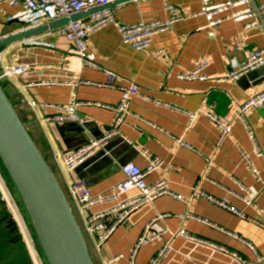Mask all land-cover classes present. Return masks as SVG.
I'll return each mask as SVG.
<instances>
[{
	"label": "crops",
	"instance_id": "1",
	"mask_svg": "<svg viewBox=\"0 0 264 264\" xmlns=\"http://www.w3.org/2000/svg\"><path fill=\"white\" fill-rule=\"evenodd\" d=\"M111 1L109 9L123 26L163 23L172 16L179 21L155 35L146 53L123 44L116 25H109L88 39V59L82 65L75 56L64 57L71 43L57 31L25 41L28 48L17 43L0 51L2 66L31 68L12 81L24 97L17 111L26 122L38 121L42 134L37 144L50 159L64 157L110 132L115 115L96 104L115 107L122 98L119 88L133 85L140 90V96L132 99L121 135L64 178L84 184L94 198L107 197L125 178L122 166L147 169L143 155L147 151L163 162L146 178L147 185L165 179L172 195L133 211L103 246L98 264L120 256L113 264H149L166 245L172 249L161 264L257 262V256L264 254V108L247 116L262 157L245 124L233 122L231 133L220 142L213 121L198 114L192 122L189 114L204 113L211 106L218 119L232 121L243 103L264 91V76L257 82L246 79L241 86L238 79L219 82L239 71L253 52L264 50L262 23L248 30L250 20L235 21L246 10L244 5L215 17L212 21H221L219 28L211 27L203 14L207 2L216 7L243 0H169L174 14L166 11L163 0ZM253 1L264 5V0ZM21 11L20 5L0 3V39L21 30L15 22ZM200 61L209 64L203 73L206 81L179 78ZM108 74L115 77L116 88L105 86L110 82ZM70 83L78 85L72 89ZM73 96L79 103L93 104L77 109L79 118L88 122L46 121L55 111L44 105L66 107ZM0 171L5 173L1 164ZM137 194L131 191L120 201ZM118 203L98 205L92 213L113 209ZM148 226L160 238L136 249ZM182 230L204 243L178 236Z\"/></svg>",
	"mask_w": 264,
	"mask_h": 264
},
{
	"label": "built area",
	"instance_id": "2",
	"mask_svg": "<svg viewBox=\"0 0 264 264\" xmlns=\"http://www.w3.org/2000/svg\"><path fill=\"white\" fill-rule=\"evenodd\" d=\"M3 1H7L12 6L20 5L22 7V11L15 17V20H17L20 24L21 30L38 28L41 26L48 27L54 21L61 19L70 20L74 15L102 9L101 11L90 15L84 20L70 21L67 26L57 30V33L60 37L67 39L71 43V50L69 52L79 60L81 65L82 62H87L88 59V39L93 34L99 32L109 25H116L121 34V40L123 44L132 47L138 52L146 53L150 47V44L152 43V38L155 35L169 30L176 22L179 21L178 18L172 16L168 21L163 23H154L153 25L138 23L132 26H123L118 22L116 23L113 12L106 8L112 3L111 0H0V3ZM163 1L166 11L174 14L176 9L170 5L169 0ZM239 5L246 6V10L244 13L236 16L235 21L250 20V24L246 27L248 30L251 28H258L261 23L264 27V5H256L253 0H243L239 3L216 7L210 6L207 2L204 6L205 9L203 14L206 15L210 21L211 27L219 28L221 21L212 20L220 14L227 12L231 8L237 7ZM208 66L209 64L207 62H197L194 66V70L191 73L181 75L179 78L183 79L184 81H206L207 78L204 77L203 73L208 68ZM2 67L4 73L7 75L9 81L12 84V81L15 78L27 74L31 69L28 65ZM262 67H264V50L255 51L245 60L239 71L230 73L223 80L219 79V82L225 80H237L241 78V76ZM108 76L110 77V82L105 86L116 88L114 84L115 77H112L110 74H108ZM80 84L88 85L90 83L82 82ZM75 85L78 84H69L72 89ZM119 90L121 92L122 98L121 102L117 106L105 107L96 104L97 106L103 107L114 113V123L110 132L103 134L99 138L90 139L83 147L72 151L64 157H54L56 166L60 170L63 178L64 176L73 173L93 156L105 150L111 139L121 135V127L125 123L126 119L131 115L130 108L132 99L140 96V90L138 87L133 85L119 88ZM92 105V103H79L73 96V102L69 106L63 107L44 105L43 107L46 110L49 109L55 111V115L46 121H53L57 123H86L88 122L87 120H82L79 118L77 109L81 106ZM262 108H264V91L257 93L256 95L249 98V100H247L245 103H243L239 107L238 112L233 116L232 121L218 119L217 116H215L212 112L213 107L211 106H209V110L204 113L198 111L197 113L189 114V116L192 122L198 114H202L213 121L219 127L221 134L219 139L220 142H222L231 133L233 122L237 121L245 124L248 131H250L251 139L256 144L257 155L262 157L263 152L256 142L254 128L249 124L247 119L248 113H250L252 110L258 111ZM143 155L147 160V169L142 170L133 164H126L122 166L121 169L125 178L112 189L111 193L107 197L94 198L91 195L90 190L84 184H73L66 182V179L64 178L67 195L70 201L73 202V206L77 212V215L82 221L84 229L91 238L93 246L98 252L99 256L103 246L108 242V240H110L109 238L112 236V234L119 227L128 222V217L133 211L143 205L151 204L160 197L172 195V193L169 191L168 181L165 179L159 180L155 184L147 185L146 178L155 173L158 169L162 168L163 162L158 158L153 157L147 151H144ZM4 186L6 189H8L5 185V182ZM131 191H137L138 194L128 201L121 202L120 197L130 193ZM108 202L119 203L113 209L95 214L92 213V209L94 207L106 204ZM16 205L18 206L17 203ZM89 212L91 214H89ZM162 218L163 217H161V219ZM21 219L24 223L23 218ZM178 236L192 241L203 242L191 237L183 230L178 234ZM159 238V235L152 232L151 226H148L141 236L136 249H138L140 246L156 241ZM29 246H32L35 250L34 252H31V254L33 253V255L35 254L34 257L36 256L39 258L40 255L36 251V249H39L34 245V241L32 239L29 241ZM248 247L255 252L254 247L250 245H248ZM171 249V245H166L160 249L149 264H161V261L169 255ZM135 254L136 252H134V255ZM121 259V256L113 258L109 264H113ZM243 264L252 263L244 262ZM253 264H264V254L258 255L257 262Z\"/></svg>",
	"mask_w": 264,
	"mask_h": 264
},
{
	"label": "water",
	"instance_id": "3",
	"mask_svg": "<svg viewBox=\"0 0 264 264\" xmlns=\"http://www.w3.org/2000/svg\"><path fill=\"white\" fill-rule=\"evenodd\" d=\"M131 1L135 0H121L116 4ZM101 10L4 36L0 39V51L17 43H24L28 48L26 42H33L48 31H57L70 21L84 20ZM36 46L41 47L33 45ZM64 55L73 56L70 52ZM263 76L264 67L258 68L241 76L237 84L241 86L246 79L257 82ZM23 101V95L9 81L0 61V164L32 230L34 245L45 264H98V252L67 195L60 170L54 159L48 158L37 144L42 134L40 124L36 120L24 121L17 111V105Z\"/></svg>",
	"mask_w": 264,
	"mask_h": 264
},
{
	"label": "trees",
	"instance_id": "4",
	"mask_svg": "<svg viewBox=\"0 0 264 264\" xmlns=\"http://www.w3.org/2000/svg\"><path fill=\"white\" fill-rule=\"evenodd\" d=\"M2 176L6 180L7 184L11 186L9 181H7L8 178H6V174L3 173ZM0 200L2 209L0 210V231L3 230L8 234L5 239L0 241V264H25L23 259L24 257L28 259L27 264H33V261L30 258V253L26 247V242L23 235L19 231L17 224L14 221L12 222L10 214L9 221L1 215V213L4 214L3 208L5 203L2 200V197ZM4 222L7 225V230L3 229ZM18 252L19 255H17Z\"/></svg>",
	"mask_w": 264,
	"mask_h": 264
},
{
	"label": "rangeland",
	"instance_id": "5",
	"mask_svg": "<svg viewBox=\"0 0 264 264\" xmlns=\"http://www.w3.org/2000/svg\"><path fill=\"white\" fill-rule=\"evenodd\" d=\"M2 174L3 173L0 171V176H1L0 177V199L2 197V200L5 203V206L3 208L4 209V214L1 213V215L3 216V218L8 219V221H9V218L11 216L12 222L14 221L17 224V226L19 228V231L21 232V234L24 237L25 242L27 243L26 247H27V249H28V251L30 253V258L33 261V264H45L44 261H43L42 254H40L41 252L39 250L36 249L37 253L40 255L39 258H37L36 256L34 257L35 254L34 255H33V253L31 254V252L35 251L32 246H29L30 239H32L34 241V236L31 233L32 230L28 226L27 219L25 218V216L23 214L21 206L18 204V202H17V204H18L19 207L15 203V201H17V199L12 193L13 192L12 191V187L7 184L5 179H3ZM2 180L5 182V185L7 186L8 189L5 188L4 182ZM8 190L10 191V193H9ZM0 210H2L1 209V202H0ZM9 214H10V216H9ZM21 218H23L25 225H24V223H23ZM6 226L7 225L4 222L3 229L7 230ZM25 227H26V232H25ZM7 236H8V234L5 231H3V230L0 231V241L2 239H5ZM17 255H19V252L17 253ZM32 255H33V257H32ZM13 258H15V257H13ZM23 259L25 261L24 263L27 264L28 259L26 257H24Z\"/></svg>",
	"mask_w": 264,
	"mask_h": 264
}]
</instances>
